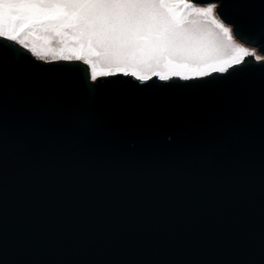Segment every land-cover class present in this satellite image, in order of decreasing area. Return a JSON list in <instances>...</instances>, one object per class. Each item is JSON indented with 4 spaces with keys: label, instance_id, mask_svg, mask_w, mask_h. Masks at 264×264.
Returning a JSON list of instances; mask_svg holds the SVG:
<instances>
[{
    "label": "water",
    "instance_id": "1",
    "mask_svg": "<svg viewBox=\"0 0 264 264\" xmlns=\"http://www.w3.org/2000/svg\"><path fill=\"white\" fill-rule=\"evenodd\" d=\"M191 1L264 54V0ZM0 48V264H264V58L93 81Z\"/></svg>",
    "mask_w": 264,
    "mask_h": 264
},
{
    "label": "snow or ice",
    "instance_id": "2",
    "mask_svg": "<svg viewBox=\"0 0 264 264\" xmlns=\"http://www.w3.org/2000/svg\"><path fill=\"white\" fill-rule=\"evenodd\" d=\"M214 7L189 0H0V38L39 60H83L93 81L117 72L140 81L149 74L191 80L226 73L255 55L233 43ZM35 36L43 43H26Z\"/></svg>",
    "mask_w": 264,
    "mask_h": 264
},
{
    "label": "rangeland",
    "instance_id": "3",
    "mask_svg": "<svg viewBox=\"0 0 264 264\" xmlns=\"http://www.w3.org/2000/svg\"><path fill=\"white\" fill-rule=\"evenodd\" d=\"M189 2L193 3L191 0H189ZM194 6L196 7H207V6H214L216 5L215 3H209V4H195L193 3ZM214 16H216L218 19H220L216 13V10H215V7H214ZM223 22V21H222ZM226 26H230L228 24L225 23ZM230 32L233 36V43L238 45V46H241V47H245L246 49H248L249 51H252L253 53H255V55H259L261 56V59L264 58V54L260 53L257 51V49L255 47H252L250 45H247V44H244L242 42H240L234 35H233V32H232V27L230 26ZM33 41H35L37 44H42L43 43V40L41 37H38V36H35V37H28L26 39V43H29L31 44ZM15 42V41H14ZM17 43V42H16ZM20 45V44H19ZM22 46V45H21ZM23 47V46H22ZM26 50H28L30 52V50L28 48H25ZM255 55L253 56L255 58ZM37 58V57H36ZM46 60H51L50 57H48ZM80 61H83V60H80ZM88 68H89V74H90V79H91V72H92V69H91V66L88 65ZM100 69L98 68V71ZM117 73H123V72H117ZM124 74V73H123ZM151 76V74H149ZM100 77V76H98ZM159 78V77H158ZM92 80V79H91Z\"/></svg>",
    "mask_w": 264,
    "mask_h": 264
}]
</instances>
